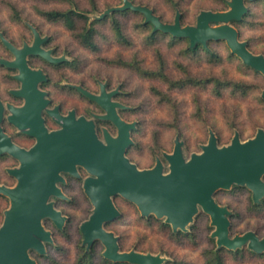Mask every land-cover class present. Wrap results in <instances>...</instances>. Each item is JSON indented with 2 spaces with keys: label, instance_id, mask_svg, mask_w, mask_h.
<instances>
[{
  "label": "rangeland",
  "instance_id": "1",
  "mask_svg": "<svg viewBox=\"0 0 264 264\" xmlns=\"http://www.w3.org/2000/svg\"><path fill=\"white\" fill-rule=\"evenodd\" d=\"M73 1L80 10L88 11L89 22H94L98 49L85 47L63 22L50 21L37 11V8L67 9L70 7L67 1L0 0V58L10 61L13 59V52L4 44L2 38L20 46L23 41L31 40L36 30L48 40L57 55H62V59L66 58L65 62L48 64L50 75L69 78L72 82L82 79L90 83L101 81L108 83L110 88L118 89V100L124 104V116L136 125L133 133L135 144L129 157L140 168H151L160 158L164 163V172H168L169 162L164 154L173 152L176 139L183 142L184 156L189 159L192 153L202 152V146L208 142L212 131L219 136L220 145H227L235 130L241 132L242 140L245 141L254 137L259 128H264V75L244 64L243 60L231 51L225 40L213 41L212 48L213 53L217 54L216 57L201 49L194 53L187 50L186 40L172 43L167 34L152 36V28H146L142 24L143 20L146 22L142 12L129 8L130 10L114 13L123 10L119 9L124 4L123 0H94L95 6L90 0ZM132 1L150 6L167 23L174 22L176 11L179 10L185 25H195L202 9L224 8V11L230 8V0L226 1L227 4L221 0ZM13 5L16 6V12L12 10ZM107 14L109 16L105 17ZM114 19L119 21L131 44L119 41L115 36L112 28ZM76 23L78 27L84 25L82 20H77ZM230 24L233 25V22ZM237 27L241 39L250 43L254 52L264 54V5H255L247 23H241ZM157 51L162 53L166 64L165 72L171 79L184 77L185 67L193 76L218 78L227 84L207 82L204 85L187 84L169 88L162 78L141 75L135 68L122 62L137 58L140 65L153 69L157 64ZM11 73L12 71H8L6 66L0 63L2 83L8 82ZM236 82L244 83L248 88L238 90L234 86ZM165 95H168L170 100H163ZM62 174L65 176L68 172H61ZM2 180L10 182L7 177ZM69 181L71 178L67 182ZM80 182L76 189L64 188L66 184L62 186L67 193L66 198L53 195L49 199L58 210L63 211L66 219L63 227L59 228L61 231L56 234V244L48 247L47 257H42L40 264H77L80 254L91 246L84 242L81 224L89 219L94 206L84 190L83 180ZM233 185L226 191L231 190ZM241 187L243 188L229 193L219 190L214 195L220 205L230 206L233 210L234 222L230 236L252 230L264 237V207L254 208L251 202L253 192L246 186ZM115 198L124 207L126 217L110 223L108 228L125 236L126 250H132L139 245L144 252L164 257V262L178 260L184 264H208L205 251L213 248L214 244L217 245V241L212 237L215 226L201 206L187 227L186 232L193 233L189 238L162 230L156 222L150 224L144 221L135 203L120 195ZM6 204L8 209L10 198L8 202L0 198L1 207ZM48 219L50 218L43 219L44 226ZM162 219L165 221V218ZM193 224L195 228L192 230ZM210 238H214L215 242ZM52 242L46 241L45 245ZM246 247L241 255L226 252L227 264H264V251L257 253ZM104 250L105 246L101 241L95 245L94 264H104L100 260L101 256H104ZM31 251L38 253L31 249L30 254Z\"/></svg>",
  "mask_w": 264,
  "mask_h": 264
},
{
  "label": "water",
  "instance_id": "2",
  "mask_svg": "<svg viewBox=\"0 0 264 264\" xmlns=\"http://www.w3.org/2000/svg\"><path fill=\"white\" fill-rule=\"evenodd\" d=\"M123 1L119 9L130 8L142 12L146 22L153 23L154 30L177 38H188L191 46L225 40L231 51L245 64L264 75V54L253 53L246 41L240 40L238 29L230 24L231 21L242 20L248 12L247 2L255 0H230L229 9L203 10L195 25L184 26L179 13L173 23H164L150 8L134 5L130 0ZM34 35L33 44H25L22 48H16L2 38L16 59L0 58V63L7 67H19V76L26 75L33 79L29 83L33 86V97L28 96L26 106L20 110L33 107L34 96L39 93L35 79L43 77L40 71L28 66L26 56L40 54L51 62L62 60L41 48L43 39L36 30ZM83 91L107 110L106 118L112 119L118 126L116 137L105 132V142L101 141L94 123L84 117L76 119L73 111L61 117V129L51 132L41 124L39 117L40 129L33 128L29 132L37 136V143L28 150L12 144L0 127V152L6 151L20 161L18 167L9 169L17 179L16 185H0V194L10 198V207L5 211L0 226V264H38L29 250L44 254L45 242H52L51 232L44 226L43 219L50 218L58 228L63 227L66 217L49 199L53 195L66 198L56 183L64 181L60 172L78 176L76 165L83 166L90 173L83 187L94 206L89 219L81 224L84 242L90 246L100 240L105 246L103 255L107 259L131 264H163L165 260L151 252L120 250L118 237L104 227L105 223L113 221L120 214L114 203L118 195L135 203L143 216L154 214L159 219L165 218L175 231H187L201 206L215 226L212 237L216 238L218 247L237 250L248 246L257 253L264 251V237L252 230L230 236L231 212L214 198L219 190L229 189L233 184L248 187L253 192L255 202L264 198L263 128L245 141L239 132H235L231 142L223 146L218 145L217 136L212 131L208 142L202 146V152L192 153L189 159L184 156L183 142L176 139L173 152L164 154L169 162L168 172H164V163L160 158L153 167L141 169L126 156L127 149L133 143L131 130L135 128V123L126 122L118 116L115 106L120 104L111 102L110 94H104V90L102 96ZM2 109L0 102V120Z\"/></svg>",
  "mask_w": 264,
  "mask_h": 264
},
{
  "label": "flooded vegetation",
  "instance_id": "3",
  "mask_svg": "<svg viewBox=\"0 0 264 264\" xmlns=\"http://www.w3.org/2000/svg\"><path fill=\"white\" fill-rule=\"evenodd\" d=\"M38 33L40 38L43 39L44 36H42L40 32ZM34 40L35 35H33L31 40L23 41L20 46L13 44L16 48H22L25 44L32 45ZM40 46L44 50H49L53 57L62 56L57 55L45 38L40 43ZM11 55L13 58L11 61L15 60L16 55L14 53ZM26 61L31 69L40 71L43 75V77L35 79L36 89L41 94H35L36 97L34 96L32 102L33 107L30 110L20 109L26 106L28 96L33 97L31 94L33 86L29 84L30 81L33 80L32 77L26 75H23V77L19 76L21 72L18 67L7 66V70L12 71L8 77V82L2 83V78L0 77V102L3 106L0 127L12 144L22 149H30L37 143V136L29 133L33 128L40 129L39 126L42 124L49 132L59 130L63 126L62 118L68 116L71 111L74 112L76 119L84 117L86 120L92 121L94 123L95 132L101 141L105 142V132L116 137L119 132L118 126L112 119L106 118L107 110L99 101L90 97L83 90L95 96H102L103 90L104 94H110L109 100L120 104V106H115L118 116L122 120L130 122L124 116L125 109L122 107L124 104L118 100L120 91L116 88H110L108 83L101 81H92V83H90L85 81V79L72 82L69 78L50 75L48 64L65 62L66 58L58 62H50L40 54H28L26 56ZM45 100H47V102L43 104L42 102ZM36 110H38L39 114H36ZM10 116L13 117V120L10 119ZM39 117L42 120L41 124L39 122ZM133 130L134 129L131 130V138ZM129 148L126 151V156L131 162L135 163L131 157H129L132 152L129 151ZM4 163H12V166H5ZM19 164L20 161L16 157L10 155L6 151L0 152V185L12 187L16 184L17 179L9 172V169L16 168ZM135 164L137 165V163ZM76 170L79 174L78 176L68 172L65 176L62 174L65 181H58L56 183L65 195H67V193L62 187L66 184L64 182H67L70 178L72 181L83 180L84 182L85 178L89 176L88 171L81 165H76ZM6 177L12 181L14 179V184L9 185L4 183L1 179Z\"/></svg>",
  "mask_w": 264,
  "mask_h": 264
},
{
  "label": "trees",
  "instance_id": "4",
  "mask_svg": "<svg viewBox=\"0 0 264 264\" xmlns=\"http://www.w3.org/2000/svg\"><path fill=\"white\" fill-rule=\"evenodd\" d=\"M65 1H67L70 4V7L67 8V9L62 10V9H56V8H53V9L37 8V11L41 15H43L46 19H48L50 21H61V22H63V24L66 27H68L70 30H72L74 32V36L85 47H87V48H89L91 50L98 49V43L95 40V36H96L97 30H96V28L94 26L95 25L94 22H89V15L87 14L88 11L80 10L76 6V4H75V2L73 0H65ZM90 1L95 6L94 0H90ZM130 1L134 5H141V4H136L132 0H130ZM221 1L224 4H227L226 3L227 0H221ZM260 3H262L264 5V0H255V1H252V2H247L248 12L243 16L242 20H240V21H232L233 22V25L238 29L237 26L239 24H241V23H247L248 17L252 13L253 7L255 5L260 4ZM142 6H146V7L150 8L152 10L153 14H155L156 16H158L162 22L167 23L150 6H148V5H142ZM223 9L224 8H222V9H202L201 11H203V10L222 11ZM12 10H13V12H16V6L15 5L12 6ZM127 10H130V9H127ZM127 10H118V11H114V13L115 12H124V11H127ZM177 13L180 14V22L184 26L185 24L183 23V16H182L181 12L179 10H177L176 11V14ZM108 16L109 15L107 14L105 17H108ZM15 18L20 19V17H15ZM77 20H82L84 22V25L78 27V24L76 23ZM142 24L146 28H148V27H151L152 28L151 33H150L152 36H156L159 33L160 34H163V35L164 34H167V35L170 36L172 43H174L175 41L176 42L177 41H180V40H186V41H188L187 50H189L191 52L196 53L198 50L201 49V50H204L206 53H210L213 57H216L217 56V54L213 53V48H212L213 41H208L207 45H203V44L197 43L195 46H191L190 45V41H189L188 38H177V37H175V36H173L171 34L164 33V32H162L160 30H153L154 25H153L152 22H145L143 20V23ZM112 28L114 30L115 36L118 38L119 41H124L127 44H131L130 39H128L126 37V35L123 33L122 28H121V24L119 23L118 20L114 19ZM238 32H239V38H240V40H242L241 39V36H240L239 29H238ZM242 41H244V40H242ZM246 43H247V47L253 53H256V52H254L252 50V48L250 46V43H248V42H246ZM256 54H259V53H256ZM260 54H263V53H260ZM156 60H157L156 68H153V69H149V68H146V67H143L142 65H140L139 62H138V60H137V58H133L132 60L122 61V62L126 66H128V67L135 68L136 71L138 73H140L141 75L149 76V77L155 76V77L162 78L168 84V87L169 88L181 87V86H184V85H187V84L196 85V86L197 85H204L207 82H213L214 84L215 83H218L220 85L227 84V83L222 82L218 78H213V77L212 78H203V77L193 76V75H191L186 70L185 67H183V71L185 72V76L184 77L179 78V79H171V78H169V76L165 72V65L166 64H165L164 57H163V55H162V53L160 51H157ZM228 84H229V82H228ZM234 86H236L238 88V90H241V91L244 90L245 88H248V86L246 84L241 83V82H236ZM216 92H218V90ZM167 99L170 100L169 96L168 95H165L163 97V100H167ZM134 131H135V129L132 132L133 144L130 146L129 151H132V147H134V144H135L134 134H133ZM235 132H239L240 133V137L242 139L241 132L239 130H235L234 131V134H235ZM216 136H217V139H218V145L219 146H223L224 144L223 145H220V138H219V136L217 134H216ZM231 140H230V142H231ZM4 165L5 166H12V163H4ZM151 167H153V166H151ZM141 169H144V168H141ZM4 183L9 184V185L10 184H14V179H13V181L10 180V182H4ZM78 183H81L80 180L79 181H75V180L72 181L71 180V181L67 182L66 185H64V188L71 187L73 189H76V188H78ZM242 188L243 187L234 184L233 185V188L231 190H228V191L221 190L220 192H224V193L228 192L229 193V192L237 191V190L242 189ZM0 198L3 199L6 202H8V200H9V198L6 197L3 194H0ZM251 202H252V206L254 208L262 209L264 207V198L260 202H254L253 198H251ZM114 203H115L116 207L118 208L120 214L113 221L105 223L104 227H105L106 230L114 232V234L118 237V244L120 246V250L121 251H130L131 249L130 250H126L125 249V243H124L125 236L123 234H120V233L116 232L113 229H109L108 228V226L110 225V223L116 222V221H120V220H122V219H124L126 217V214H125V211H124V207L117 201V198L114 199ZM7 207H8L7 204L4 207H1V205H0V225L3 223L4 215H5V211H6ZM228 208H229V210L231 212V214H230L229 217H230V221H231L230 235L232 236L231 231H232L233 222H234L233 221L234 213H233L232 208H230V206H228ZM136 211L139 213L137 207H136ZM61 213L63 215H65L63 213V211H61ZM141 218L144 221H147L150 224H153V222H156L161 227L162 230L171 231V233L173 235L187 236L189 238H191L192 235H193L192 231H190V232H186V231H182V230L173 231L171 224L165 222L164 219L157 218L154 214H151L149 216H142L141 215ZM68 220H70V218ZM45 227H46V229H48L51 232V236H52L53 242H52V244L48 243L47 245H45L47 249H46V253L44 255H41V254H39V253H37L35 251H31V254H30L31 257L34 258L38 264H40V259L42 257H47V253L49 252L48 247L56 244V240H57L56 239V234L61 231L53 223V221H51L50 219H48V220L45 221ZM193 228H195V225L194 224L192 225L191 229L193 230ZM256 234H257V232H256ZM210 240L212 242H215V239L214 238H210ZM97 243H100V241H95L90 246V248L88 250L85 249L83 251V253L80 254V256L77 259V264H94V261L93 260L95 258V254H96V252H95V245ZM138 246L136 245V247L134 248V250L139 251V252H144V250L142 248L138 247ZM245 248H247V247L244 246V247L239 248V249H237L235 251H231V250L227 249L226 247H220L219 248V247H217L216 244H214V247L213 248L205 251V254L207 256V263L208 264H227V262H226V255H225L226 252H234L237 255H241L243 253V251H244ZM145 253H147V252H145ZM263 254H259V255H263ZM100 260L104 264H118L117 262L112 261V260H109V259L105 258L104 256H101V259ZM126 264H130V263H126ZM164 264H184V262L183 261H178V260H170V261L168 260V261H165Z\"/></svg>",
  "mask_w": 264,
  "mask_h": 264
},
{
  "label": "bare ground",
  "instance_id": "5",
  "mask_svg": "<svg viewBox=\"0 0 264 264\" xmlns=\"http://www.w3.org/2000/svg\"><path fill=\"white\" fill-rule=\"evenodd\" d=\"M19 68V67H18ZM20 69V68H19Z\"/></svg>",
  "mask_w": 264,
  "mask_h": 264
}]
</instances>
